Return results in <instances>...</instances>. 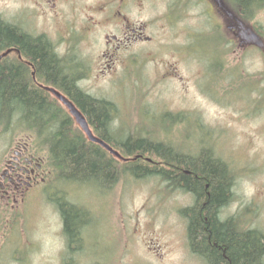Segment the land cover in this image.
I'll return each instance as SVG.
<instances>
[{"label":"rangeland","instance_id":"rangeland-1","mask_svg":"<svg viewBox=\"0 0 264 264\" xmlns=\"http://www.w3.org/2000/svg\"><path fill=\"white\" fill-rule=\"evenodd\" d=\"M168 3L157 5V15L165 16ZM84 8L65 7L57 20L35 21L39 11L29 1L0 0L4 19L33 35L45 34L69 67L88 66L81 85L90 94L83 92L116 104L114 134L159 139L182 153L211 147L213 157L237 173L235 197L223 216L246 215L251 228L264 232V10L240 26L234 11L220 14L193 0L189 11L174 13L177 22H157V44L147 45L142 69L103 75L105 35L112 28L84 29L89 18ZM74 72L77 83L85 71ZM19 129L0 130V164ZM35 145L44 156L36 140ZM99 187L48 181L32 191L17 210L13 230L0 219V264H67L74 257L77 264H205L188 245V223L181 215L194 205L191 194L156 177L126 175L111 192ZM48 193L88 213L83 243L80 237L72 241L73 251L80 248L76 256L68 255L62 218Z\"/></svg>","mask_w":264,"mask_h":264},{"label":"trees","instance_id":"trees-1","mask_svg":"<svg viewBox=\"0 0 264 264\" xmlns=\"http://www.w3.org/2000/svg\"><path fill=\"white\" fill-rule=\"evenodd\" d=\"M228 1L234 3L229 9L242 25H249L264 10V0ZM55 50L46 36H32L0 17V128L5 132L20 128L24 136L32 133L37 143L47 147L55 182L89 183L111 192L126 175L137 180L156 177L172 190L191 194L194 205L181 210V215L187 220L188 245L195 256L205 264H264V232L251 228L246 215L223 216L235 197L236 171L213 157L211 147L197 154L182 153L159 139L114 134L116 104L81 92L75 68ZM37 81L71 95L97 136L124 161L87 142L69 114L49 100ZM50 200L60 212L68 247L78 237L83 243L88 213L68 200L59 201L56 194H50Z\"/></svg>","mask_w":264,"mask_h":264},{"label":"flooded vegetation","instance_id":"flooded-vegetation-1","mask_svg":"<svg viewBox=\"0 0 264 264\" xmlns=\"http://www.w3.org/2000/svg\"><path fill=\"white\" fill-rule=\"evenodd\" d=\"M29 1L33 8L39 11L34 17V20L39 18H47V21L57 20L61 16L63 8L75 9L85 6L84 9L89 10L88 19L84 22V29L94 31L98 27L112 28L110 33L105 35V57L107 61L104 66H101L100 73L106 75L117 71L140 70L143 68L144 58L147 52V45L150 43L157 44V22L164 20L177 22V16L174 13L182 8L189 11L193 0H23ZM169 1V3H168ZM207 6L216 9L220 14L221 10L235 6L234 3L228 0H202ZM168 3V8L165 16L157 15V5ZM236 15V14H235ZM237 16V15H236ZM226 19V18H225ZM235 20H240L237 17ZM229 23V22H226ZM16 27L26 31L22 25L14 23ZM237 25V23H236ZM153 26V28H152ZM232 28V27H230ZM193 31V30H192ZM239 35V34H238ZM238 35H236L238 37ZM56 55L62 57L56 50ZM17 54V53H16ZM18 58H20L19 54ZM17 59V56L14 60ZM78 66V67H77ZM76 72L85 71L84 74L78 76L77 88L82 92L90 94L82 88V81L87 79L83 77L89 74L87 65L80 67V62L74 66ZM83 77V78H82ZM39 87L49 90H56L62 96L76 104L68 93L66 94L61 89L51 86L46 82L37 81ZM41 88V89H42ZM60 90V91H58ZM92 95V94H91ZM94 96V95H93ZM96 97V96H94ZM97 98V97H96ZM55 98L54 100H56ZM83 113V111L79 108ZM84 114V113H83ZM85 115V114H84ZM52 171L49 166H46V158L39 156V152L35 153L31 150L29 141H19L12 146V152L5 157L4 162L0 164V219L1 225L8 232L13 230V219L17 215L18 208L24 206L26 197L29 192L40 189L50 181ZM1 231V227H0ZM7 232V233H8ZM74 243V242H73ZM67 246L68 255L76 256L80 253V248L76 251L71 249V245ZM69 245V244H68ZM69 248L72 251H69ZM80 254L78 255V257ZM73 259V262L70 261ZM67 264H77V258H69Z\"/></svg>","mask_w":264,"mask_h":264},{"label":"water","instance_id":"water-1","mask_svg":"<svg viewBox=\"0 0 264 264\" xmlns=\"http://www.w3.org/2000/svg\"><path fill=\"white\" fill-rule=\"evenodd\" d=\"M63 101L67 105V107L71 110L72 115L75 116L77 122L80 124V126L82 127V129H84L86 131V133L89 135L90 139H92L93 141H96V142H100V141H98L97 139H95L92 136L91 132L88 129L87 123L84 121V119L82 118V116L74 109L73 105L71 103L65 101V100H63Z\"/></svg>","mask_w":264,"mask_h":264}]
</instances>
